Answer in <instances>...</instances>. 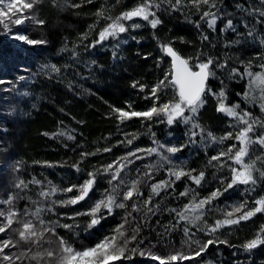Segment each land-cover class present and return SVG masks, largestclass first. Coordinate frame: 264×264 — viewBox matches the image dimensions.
I'll return each instance as SVG.
<instances>
[{"label": "trees", "instance_id": "trees-1", "mask_svg": "<svg viewBox=\"0 0 264 264\" xmlns=\"http://www.w3.org/2000/svg\"><path fill=\"white\" fill-rule=\"evenodd\" d=\"M139 2L121 0L117 4L116 0H93L89 4L86 0H55V3L53 0H41L32 12L25 14L34 13L37 19L45 21L43 25L27 20L22 25H10L11 31L7 33L0 25V81H3L0 83V199H6L9 193H19L26 198L17 202V208L23 210L27 207L29 212L35 211L39 203H47L38 193L46 190L49 182L59 188L83 184L89 178V172L113 162L119 163L120 157L138 148H158V144L153 142L158 141L165 145L164 149H159V154L141 152L138 153L143 157L140 160L129 157L134 163L121 173L125 185H120L118 200H122L126 185H130L132 180H142L139 185L142 195L125 202L127 209L115 208L111 215L105 211V218L93 228H88L89 216H75L76 213L87 212L110 188V175L102 173L96 177L94 188L84 201L76 205L57 206L55 213L42 212L40 217L49 222V226L55 221L73 225L71 230L57 228L56 231L71 240L77 248L95 245L110 235L127 213H131L125 226L126 234L131 235V230L138 227L139 235L137 241L129 245L130 248L139 247L166 257L176 251L194 254L198 246H189L186 242L190 239L198 240L200 244L209 239H220L227 240L228 244L210 245L200 257L175 264H264V245L250 252L242 248L264 225V213H257L238 225H226L215 233L206 231L217 220H223L225 213L231 211L233 206L247 201L248 208H251L256 199L264 196V182H258L254 188L238 184L224 191L231 179L230 167L236 165L227 157L209 163L212 156L227 151L230 145L238 146L234 139L220 143L208 136L209 132L221 137L239 130L233 127L235 121L232 118L217 111V98L211 94L204 97L205 104L196 120L203 132L182 121L170 126L166 120L160 122L159 117L151 121L133 117L119 123L112 112L113 108L130 110L128 105L135 111H146L153 106L151 88L171 71V62L161 50V45L171 43L184 58H190L189 63L193 68L197 63V54L201 52L204 53L201 59L212 56L219 63L226 64L223 69H215L216 77L207 82L208 86L215 92L221 89L225 91L224 102L227 106L239 103L242 109L250 110L254 115H264L259 111V90L252 92L255 102L246 100L243 93L248 90V77L242 78L240 75L248 61L252 62L251 71H262L264 23L257 21L264 18L249 16L237 8V5H241L251 11L253 7H260L261 0H215V8L202 5L199 11L188 0H182L176 9H172L167 0L162 3L157 0L161 7L153 10L162 23L156 29L135 18L131 23L125 22L126 26L139 23L142 27H128V31L118 38H109L89 47L98 38L99 30L108 23L107 20L96 23L94 13L98 9L103 6L106 16L115 17ZM171 3L174 4L175 0H171ZM70 4H81V7L72 8ZM205 11L220 13L221 18L217 20L215 29H210L207 21L201 20ZM229 18L233 20L236 31L222 32ZM249 21L256 27L254 37L247 34L246 24ZM94 23L96 27L89 31V25ZM85 32L89 33L88 38L81 41L80 36ZM9 34H22L45 43H19L12 40ZM204 35L209 37L207 41L202 39ZM45 65H55L59 72H53ZM232 68L238 71L230 76ZM168 80H171L170 75ZM133 84L145 87L141 90L138 86L133 87ZM158 96L157 106L179 99L172 86L162 88ZM191 131L197 135L191 137ZM61 132L64 135H60ZM69 134L74 139H68ZM128 140H132V143L128 144ZM172 146L181 150L175 154L167 153L166 148ZM256 147L257 154H264V149ZM104 148H111V151L97 152V149ZM81 153L96 155L82 159ZM161 156H170L172 164H165L154 171L151 179L144 177L142 174L147 171L145 166L161 163ZM220 164L225 166L221 168ZM74 165H78L79 170ZM169 166H183L186 171L195 169L192 175L204 171L205 178L199 186L187 177L176 181L153 197L148 205L152 212H148L143 202L150 194L151 184L174 179L168 175ZM256 166L264 167L259 162ZM33 179L41 181V184L30 183ZM20 180L28 184L26 189L14 187ZM116 183L118 181H113V184ZM186 189L188 195L180 196ZM217 189L222 194L210 205H205L198 221L194 217L200 215L199 211L187 214L193 223L181 221L176 212L171 211H183L194 197L198 202ZM76 194L75 191L57 192L51 199L67 200ZM133 203L140 207V211H132ZM3 207L0 205V208ZM72 216L75 219H69ZM185 227L189 229V236L185 235ZM0 239H5L3 234H0ZM141 240L143 243H139ZM19 251L15 248L6 250L8 254H18ZM0 264L7 262L0 260ZM16 264H35V261L25 258ZM115 264H158V261L147 255L132 254L130 259H122Z\"/></svg>", "mask_w": 264, "mask_h": 264}, {"label": "snow or ice", "instance_id": "snow-or-ice-1", "mask_svg": "<svg viewBox=\"0 0 264 264\" xmlns=\"http://www.w3.org/2000/svg\"><path fill=\"white\" fill-rule=\"evenodd\" d=\"M41 0H10L5 3V0H0V5H4L0 8V25L3 26L5 33L10 32V25H22L27 20H32L38 25H43L44 20L37 19L35 14L26 15L25 13L32 12V10L39 4ZM55 3V0H53ZM87 3H92L93 0H86ZM164 0H161V3ZM172 9H176L182 2V0H175L172 4L171 0H167ZM116 3H121V0H116ZM161 3L157 0H140V2L133 8L121 12L118 16L112 17L105 15V8L102 6L98 9L94 15L97 17V22L100 20H107L105 24L98 32V38L93 41L89 47H94L96 44L109 39L118 38L120 34L128 31V27L133 29L140 28L143 25L139 23H132L126 26L125 22L133 21L135 18H139L145 21L152 29H156L158 25L162 23L159 19L157 12L153 9L159 10ZM197 11L200 10L202 5H208L210 8L216 7L215 0H188ZM72 8H79L81 4H70ZM237 8L245 12L252 17L264 18V0H261L259 8L253 7L251 11L247 8H243L241 5H237ZM201 20H206L210 29H215L217 20L220 19L219 12L205 11L201 15ZM96 23L89 25V31L96 27ZM257 23H264V20H258ZM199 26V25H197ZM248 30V36L254 37L256 34V27L250 21L246 24ZM236 31V26L231 18H229L224 24V28L221 31ZM89 33H82L80 36L81 41L88 38ZM239 35V33H238ZM15 40L23 41L30 45L45 43L43 40L29 39L28 36L17 34L13 37ZM204 41L209 39L208 36H202ZM183 42V41H182ZM237 43L239 41H236ZM261 43L264 44V38L261 39ZM228 46V45H226ZM161 50L171 57V71L166 73L165 79L158 81V83L151 88V97L153 98V106L146 111L131 110V105H128V109L113 108L112 112L116 114V119L119 123H124L132 119L133 117L143 118V120L151 121L154 117L161 118L160 122L166 120L168 125H173L178 121H182L185 124H191L193 129L199 128L203 132V128L199 123H196L198 113L205 104L204 97L207 94H211L217 98L218 106L217 111L226 114L228 117L235 121L233 127L238 128L236 132H228L221 137H215L212 133H208V136L215 141L223 143L225 140L234 139L237 144H232L227 148V151H221L217 156H212L209 163L213 161H220L222 157H227L233 162L234 165L230 167L231 179L227 183L224 191L233 188L235 185H246L254 188L258 182H264V167L258 168L256 165L259 162L264 165V154H257L258 148L264 149V115H254L252 111L241 108L239 103L227 106L225 104L226 94L223 89L219 92L213 91L208 86L207 82L216 77V68H225L226 64L219 63L218 60L212 56H208L207 59H201L204 53H198L195 64L197 70H193V66L190 65L189 59L184 58L179 52L174 49L171 43L161 45ZM116 55V53H114ZM243 63V62H242ZM45 68L50 67L53 72H59V68L55 65H45ZM252 62L248 61L244 67L243 73H240L241 77H248V90L243 93L246 100L255 102V97L252 96L253 90H259L260 103L259 111L264 114V72L251 71ZM260 67L264 69V64ZM236 68H232L230 76L237 73ZM171 76V80H168V76ZM3 83V81H0ZM139 87L144 89V85L133 84V87ZM166 86H172L175 89L178 100L173 99L168 103H162L157 106L156 101L159 99L158 93ZM237 95H240L239 93ZM187 113V114H186ZM47 135V133H45ZM60 135H64L63 132ZM191 137H195L197 133L195 131L190 132ZM68 139H74L72 135H68ZM135 139V137H133ZM158 144V148L148 149H136L135 151L128 152L125 156L119 158L118 162H113L102 166V168L96 171L88 173V179L83 184L71 185L67 188H59L56 185H52L49 182V186L46 190H42L38 195L45 203H39L35 211L29 212L28 208L23 210L17 208V202L26 197H22L19 193H9L6 199H0V205H4L0 208V234L7 236L5 239H0V260L7 262V264H16L17 261L22 259H29L35 261V264H115L122 259H130L132 254H139L140 256H149L152 260L158 261V264H175L178 261L193 260L195 257H200L210 245L213 244H228L227 240H212L209 239L205 243L200 244L198 240H189L186 243L196 244L198 250L194 254H185L181 251H176L169 254L166 257H162L153 252L141 250L139 247L130 248L129 245L133 241H137L139 235V228H133L132 234L127 235L126 225L129 223L128 217L131 213H127L123 218V222L112 230L110 235L105 236L99 242L93 246H85L83 248H77L73 242L60 236L56 229L64 228L71 230L74 226L71 224H60L59 221L49 222L40 217L42 212L55 213L57 206L63 207L66 205H76L81 201H84L89 193L93 190L96 183V177L100 174H109L110 188L106 189L102 194L101 199L97 200L93 206L87 211L82 213H76L75 216H89L90 221L88 228H93L103 220L105 211L108 215H111L115 208L127 209L128 205L125 203L132 200L134 196H141V190L139 185L142 183L141 179L132 180L130 185H126L127 190L122 193V200H118L117 197L121 195L119 188L120 185H125V181L121 177L123 170L129 165L134 163V160L129 157H134L136 160L143 159L138 153H146L152 155L153 153L159 154V149H164L165 145L159 144L158 141H153ZM195 143V141H192ZM128 144L132 143V140L127 141ZM183 147V145L181 146ZM181 148L172 146L167 147L166 152L169 154H175L179 152ZM104 151L110 152L111 148L97 149V152ZM89 155H96V153H81V158H85ZM254 157V158H253ZM161 163L146 165L147 171L142 175L151 179L154 171L164 167L165 164L171 165L170 156H161ZM114 164H117L114 167ZM51 166V165H49ZM224 164H220V167H224ZM78 168V165H74ZM18 170V169H17ZM79 170V168H78ZM168 175L174 177L172 180H162L156 183H152L150 186V194L143 202V206L148 212H152L148 205L152 202L153 197L158 196L161 190L170 188L176 181L181 180L183 177H187L196 185H201V182L205 178L204 171H200L197 175H192L195 169L185 170L183 166H169L167 168ZM113 181L118 183L113 184ZM30 183L41 184V181L33 179ZM223 183V181H222ZM14 187L16 189L24 190L28 187L25 181H18ZM75 191L77 194L69 197L67 200H52L51 197L57 192L71 193ZM219 189L213 191L209 196L200 199L196 202L195 197L190 204L184 206L183 211L176 212L181 221H188L193 223L189 219L188 213L200 212V215H196L194 220H200L205 205H210L213 200L221 195ZM180 196L188 195V190L179 194ZM30 199V198H29ZM37 203V202H33ZM132 211H140V207L133 203ZM257 213H264V196L259 197L254 201V206L248 208L247 201L242 202L232 207L231 211L225 213L223 220H217L214 225L208 226L206 231L208 233H215L220 228L226 225H238L241 221H246L255 216ZM154 214V213H153ZM238 214V215H237ZM75 216L69 217V219H75ZM31 217V218H29ZM17 225V227H14ZM186 236H189L188 227L184 228ZM54 238V239H53ZM143 243V241H139ZM27 245L28 247H23ZM47 245V247H45ZM264 245V225H262L254 238L247 241L242 245V248L246 252H250L256 249L258 246ZM20 249L19 253L8 254V249ZM38 249L34 251L33 249Z\"/></svg>", "mask_w": 264, "mask_h": 264}, {"label": "rangeland", "instance_id": "rangeland-1", "mask_svg": "<svg viewBox=\"0 0 264 264\" xmlns=\"http://www.w3.org/2000/svg\"><path fill=\"white\" fill-rule=\"evenodd\" d=\"M8 2H10V0H5V3H8ZM4 7V5H0V8H3ZM127 22H129V23H131L132 21H127ZM10 35V34H9ZM14 35H17V34H14ZM14 35H10V38L12 39V40H15L13 37H14ZM15 41H17V42H19V43H21V42H23V41H19V40H15ZM169 58V57H168ZM170 60V59H169ZM193 69H196V68H193ZM261 72H264V69H262V71ZM208 84V83H207ZM258 90V89H257ZM4 237L5 238H7L5 235H4Z\"/></svg>", "mask_w": 264, "mask_h": 264}, {"label": "water", "instance_id": "water-1", "mask_svg": "<svg viewBox=\"0 0 264 264\" xmlns=\"http://www.w3.org/2000/svg\"><path fill=\"white\" fill-rule=\"evenodd\" d=\"M165 55L167 56V54H166V53H165ZM168 57H169V56H168ZM169 59H170V62H171V57H169ZM193 70L195 71V70H197V69H193Z\"/></svg>", "mask_w": 264, "mask_h": 264}]
</instances>
